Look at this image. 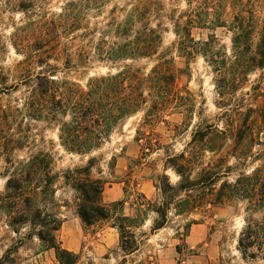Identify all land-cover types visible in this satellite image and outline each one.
Masks as SVG:
<instances>
[{"label": "rangeland", "instance_id": "374dc122", "mask_svg": "<svg viewBox=\"0 0 264 264\" xmlns=\"http://www.w3.org/2000/svg\"><path fill=\"white\" fill-rule=\"evenodd\" d=\"M75 1L0 0V264H61L56 251L48 247L53 237L58 245L78 255L77 264H264V255L258 253L256 259L245 260L237 248L248 217L247 202L238 199L212 207L208 213L171 216L170 224L158 232L151 231L157 215L149 213L144 226L137 230L139 251L123 261L118 230L112 223L84 225L77 214L79 195L72 188L73 181L65 178L69 175L82 178L78 170L87 165L90 157H96L92 176L107 183L103 201L111 204L125 200L124 213L131 215L137 193L152 202L158 200L155 184L159 176L166 173L172 183L179 180L172 170H165V161L168 155L180 154L188 148L195 125L204 128L213 124L225 131L228 130L226 112L262 109L264 68L252 72L224 100L219 96L216 74L205 56L197 53L189 60L179 51V43L180 36L195 42H207L214 36L217 55H227L228 67H237L238 55L239 59L241 56L245 59L256 53L264 24V0H107L99 8L85 11L81 24L72 28L61 23V17L66 4ZM139 2L146 8L136 29L143 22L160 28L162 45L158 54L152 58L112 62L102 53L114 47L118 40L106 33V25L112 18L123 20ZM240 14L248 21L254 20L258 28L244 56L233 50L229 27L212 24L217 20L231 24ZM190 20L194 23H189ZM179 24L187 27L180 36L175 33ZM28 49L34 52L32 63L25 53ZM39 58L45 61L38 63ZM162 60L171 62L175 68L176 89L187 88L196 99L197 112L189 121L191 124L173 110L163 115V121L147 122L152 105L149 98L145 111L125 120L101 149L85 157L70 154L62 146L60 124L69 122L71 116L58 115L56 120L34 118L25 109L27 87L22 80L26 75L35 77L49 71L46 62L56 68L53 75L59 80L86 89L91 78L118 74L126 65L135 66L147 76ZM2 83L7 88L20 85L4 89ZM256 124L250 135L252 139L247 138L241 144L228 132L222 153L213 154L201 146L202 163L206 165L225 155L228 164L235 167L228 177L230 182L240 173L250 174L260 167L264 164V128ZM40 152L53 157L51 176L57 178L48 189L56 194L55 199H34L31 203L29 197L41 196L46 183L33 181L16 190L8 187V180L19 179V170ZM38 210L42 213L40 218L50 215L57 221L33 224L40 215ZM262 215L261 211L253 213L257 220ZM190 220H197L198 224L191 227L185 239V252L180 255L176 246L182 242L177 231L182 232Z\"/></svg>", "mask_w": 264, "mask_h": 264}, {"label": "trees", "instance_id": "16d2710c", "mask_svg": "<svg viewBox=\"0 0 264 264\" xmlns=\"http://www.w3.org/2000/svg\"><path fill=\"white\" fill-rule=\"evenodd\" d=\"M106 1L69 2L64 9L61 23H67L72 28L78 27L85 11L92 7L99 8ZM145 8V4L139 2L133 5L123 20L112 18L106 25L108 28L106 33L113 34L118 41L114 43V47L102 53L104 57L117 62L152 58L158 54L162 45L160 28H153L147 22H143L141 27L136 29ZM189 23L192 24L194 21L190 20ZM212 24L229 27L233 34V50L243 56L248 53V47L253 44L254 35L258 30L254 20L248 21L241 14L235 16L231 24L220 20ZM176 28L175 33L178 36L187 29L180 24ZM259 35L256 53L245 59L242 56L239 59L238 55L236 60L239 64L235 68L228 67L230 58L227 55H217L215 50L217 38L214 36L207 42H195L191 38L188 41L187 36H180L179 51L189 60L197 53L205 56L216 74L215 83L219 96L227 100L232 91L247 81L252 72L264 68V24ZM25 53L31 63L34 62L33 50L28 49ZM44 61L39 58L38 63ZM29 64L27 63L28 66ZM28 66L26 71H29ZM46 66L49 71L40 72L35 77L26 75L22 80L27 87L25 109L34 118L56 120L58 115L71 116L69 122L60 124V140L70 154L86 157L101 149L114 129L135 114L145 111L149 98L152 105L147 113V122L163 121V115L171 110L183 115L186 122H191L197 112V102L193 94L187 88L183 91L176 89L175 68L169 61L159 62L147 76L141 74V70L135 66L126 65L118 74L91 78L86 89L68 80H59L53 75L56 68L48 62ZM2 85L4 89H15L20 84L9 88L5 83ZM226 113L228 130L223 131L213 124H206L204 128L194 126L192 141L188 148L180 154L168 155L165 161V170H172L179 180L172 183L166 173L159 176L155 184L159 193L158 200L152 202L144 194L137 193L131 205L134 211L131 215L124 213L125 200L111 204L103 201L107 183L92 176L97 158L90 157L87 165L77 171L78 174H83L82 178L73 175L65 177L67 181H73L72 188L79 195L77 214L81 222L88 227L112 223V227L118 230L120 249L124 254L123 261H126L127 256L140 249L137 230L144 226L149 213L157 215L151 231L158 232L170 224L171 216L208 213L212 207L238 199L247 202L248 217L238 239L237 248L245 260L256 259L258 253L264 255V164L250 174L240 173L234 182H230L228 177L235 167L228 164L225 155L205 165L202 163L200 151L201 146H204L213 154L222 153L228 132L235 138L237 144L244 143L247 138L252 139L250 135L256 129V123L264 128V107L259 110L250 109L246 113L241 110ZM254 114L257 116L253 117ZM149 150H153V147L149 146ZM52 162L53 157L50 153L40 152L19 170V179L9 178L8 187L20 190L24 188L25 183L33 181L37 184L46 183L47 187L41 192V196L35 194L29 197V201L32 203L34 199L45 201L55 199L56 191L48 189L49 185L54 186L57 178L51 176ZM38 211L40 215L36 216L37 220H33V224H36V221L40 224L57 221L55 216L50 215L40 218L42 213L41 210ZM258 211L263 213L260 220L253 217V213ZM195 224H198L197 220H190L183 226L182 232L177 231L182 242L176 246L180 255L185 252V239ZM41 237L46 241L43 236ZM48 242V247L56 251L61 264L79 262L78 255L58 245L55 237Z\"/></svg>", "mask_w": 264, "mask_h": 264}]
</instances>
